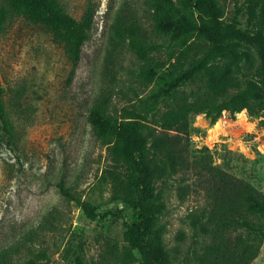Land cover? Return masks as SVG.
Listing matches in <instances>:
<instances>
[{"label":"rangeland","instance_id":"374dc122","mask_svg":"<svg viewBox=\"0 0 264 264\" xmlns=\"http://www.w3.org/2000/svg\"><path fill=\"white\" fill-rule=\"evenodd\" d=\"M59 1L78 20L89 4L95 8L70 81L65 43L51 28L17 15L0 29V102L15 132L10 145L0 124V264H77L78 257L83 264H115L114 245L121 250L126 243L124 221L137 219L136 209L111 199L102 177L111 164L108 144L95 134L89 110L99 104L117 115L149 94L154 84L145 80V58H164L170 40L153 24L152 0ZM219 1L232 28L223 51L240 62L241 80L264 89L262 4ZM6 4L0 0V7ZM200 85L184 86L182 96ZM243 111L224 110L215 123L192 113L186 140L192 156H207L217 170L264 192V123ZM218 121L220 132L212 137ZM60 181L72 198L61 192ZM153 187L163 205L158 228L173 264H212L211 248L247 235L240 224L225 223L226 195L196 170L158 179ZM78 200L95 202L101 215L91 220ZM109 210H122V217L102 216ZM250 264H264V238Z\"/></svg>","mask_w":264,"mask_h":264},{"label":"trees","instance_id":"16d2710c","mask_svg":"<svg viewBox=\"0 0 264 264\" xmlns=\"http://www.w3.org/2000/svg\"><path fill=\"white\" fill-rule=\"evenodd\" d=\"M0 7V29L12 17L23 15L42 23L65 43L72 68L70 81L81 58L83 43L89 38L95 8L89 4L78 20L70 15L59 0H6ZM259 19L262 34L259 42L264 74V0ZM152 19L158 32L169 38L164 58H145V80L154 84L146 96L113 115L101 105L89 110L95 134L108 144L111 164L103 179L111 185L113 201L137 210V219L124 221L125 244L114 245L115 264H173L162 240L158 218L163 205L154 193V182L179 172L196 170L217 193L226 195L225 223L240 224L247 231L241 239L215 253L212 264H250L264 238V192L253 183L236 178L230 172L217 170L207 156L191 154L186 139L190 136V116L205 113L215 123L224 110L232 114L247 110L264 123V89L254 81L240 78V62L223 51V44L232 36L226 11L219 0H152ZM240 12L238 8L236 14ZM142 50L145 46L135 41ZM201 84L183 97L184 86ZM0 124L12 145L15 132L12 121L0 102ZM229 167L230 163L228 164ZM63 194H73L64 182H58ZM91 220L100 214L91 200H78ZM122 210L102 214L121 216ZM28 264H38L30 259ZM77 264H83L80 257ZM200 264H205L201 262Z\"/></svg>","mask_w":264,"mask_h":264},{"label":"bare ground","instance_id":"6f19581e","mask_svg":"<svg viewBox=\"0 0 264 264\" xmlns=\"http://www.w3.org/2000/svg\"><path fill=\"white\" fill-rule=\"evenodd\" d=\"M241 113L244 114V111H242ZM244 116H246V115H244ZM244 116H243V117H244ZM243 117H242V118H243ZM244 118H245V117H244ZM221 124H222V123H221L220 121H218V122L215 124L214 129H213L212 132H211V136H212V137H216V136L218 135V133L220 132L219 129H220V127H221ZM226 127H227V126H226ZM225 131H226V130H225Z\"/></svg>","mask_w":264,"mask_h":264},{"label":"water","instance_id":"95a60500","mask_svg":"<svg viewBox=\"0 0 264 264\" xmlns=\"http://www.w3.org/2000/svg\"><path fill=\"white\" fill-rule=\"evenodd\" d=\"M241 112H242V111L238 112V114H239V115H242V113H241Z\"/></svg>","mask_w":264,"mask_h":264}]
</instances>
